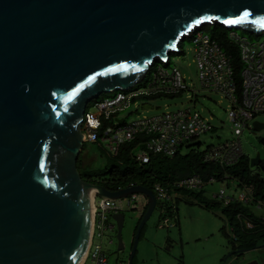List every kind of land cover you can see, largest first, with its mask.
Segmentation results:
<instances>
[{
	"label": "water",
	"instance_id": "95a60500",
	"mask_svg": "<svg viewBox=\"0 0 264 264\" xmlns=\"http://www.w3.org/2000/svg\"><path fill=\"white\" fill-rule=\"evenodd\" d=\"M213 23L259 35L264 0H0V264H80L94 189L148 197L133 264L156 195L82 178L84 113L102 94L142 82L155 63L169 64L193 30ZM263 161L258 153L250 165ZM113 219L121 252L125 215Z\"/></svg>",
	"mask_w": 264,
	"mask_h": 264
},
{
	"label": "built area",
	"instance_id": "2783aa9c",
	"mask_svg": "<svg viewBox=\"0 0 264 264\" xmlns=\"http://www.w3.org/2000/svg\"><path fill=\"white\" fill-rule=\"evenodd\" d=\"M201 28H196L188 36L193 43L200 84L204 89L220 93L230 102L228 117L234 131L232 139L216 146H209L204 153V160L222 166L233 165L244 156L240 140L244 129L253 126V122L257 121L256 116L264 113V40L250 41L235 31L229 32L230 41L237 45L240 51L239 91L232 56ZM154 65V72L145 85L120 90L112 97L100 96L92 101L94 110L90 108L91 102L87 105L82 124L83 144L87 142L104 144L108 152L115 155L122 144L136 142V146L131 150V156L136 161L146 164L150 162L153 154L173 157L179 152L185 153L184 147L188 143L213 128L207 117L191 108L143 116L130 121H126V116L120 115L130 106L136 105L140 97L177 95L187 89L185 77L179 68H168L163 62ZM121 119L123 121H120ZM217 181L213 176L203 178L193 174L172 180L166 185L155 183L152 190L156 195L157 207L160 205L163 207L164 201L171 199V190L201 191ZM135 185L137 183L132 182L127 187L108 189L117 191ZM133 195L125 197L128 198L127 206H130V198ZM214 197L225 205L238 201L255 208L264 207V199L255 198L254 186L251 184L242 185L238 194L227 193L225 189H221ZM125 198L110 199L100 195L96 189L93 190L92 231L83 264H109L103 240L107 232H113L117 227L116 223L109 222V218L124 212ZM257 216L264 223V215ZM173 225L174 223L171 224ZM246 226L250 228L253 225L246 221Z\"/></svg>",
	"mask_w": 264,
	"mask_h": 264
},
{
	"label": "rangeland",
	"instance_id": "374dc122",
	"mask_svg": "<svg viewBox=\"0 0 264 264\" xmlns=\"http://www.w3.org/2000/svg\"><path fill=\"white\" fill-rule=\"evenodd\" d=\"M233 31L250 41L264 40V32L256 35L241 29L233 28ZM181 50L183 52L170 54V62L166 67H177L182 71L187 89L177 95L140 97L136 105L130 106L120 115L126 116V121H130L167 111L188 108L197 110L209 119L213 128L188 143L184 147V152L187 153L191 149L205 151L211 145H219L234 137L232 123L228 117L230 102L220 93L201 86L191 38H186L181 43ZM154 69L155 65L151 66L146 78L135 87L145 85L150 80ZM118 91L120 90L104 93L101 97H112ZM90 108L95 109L92 102ZM255 120L264 122V113L258 114ZM240 140L244 157L249 160L251 170L257 173L264 182V161L256 166L250 165L251 158L258 153L264 159V128L255 130L253 126H250L244 129ZM106 152L108 150L104 144L87 142L84 143L81 160H84L88 168H103L108 161ZM80 168L84 171L81 162ZM101 179L100 177L93 178L95 182ZM237 184L236 181H230L229 185L227 182L217 181L207 185L205 194L214 198L221 189H225L227 193L236 192L238 194L241 192V187ZM127 201L128 198H125L126 209L123 212L125 222L122 233L125 249L121 252L118 250L117 227L113 232H107L103 240L109 264L129 263L135 227L149 204L148 197L143 193H135L130 198V206H127ZM163 204L162 209L156 207L146 223L139 240L134 264H247L260 257V255L258 257L257 249L264 244V236L258 238L255 246L240 248L253 249V251L245 252L239 256L240 258L233 256L225 260L233 247L239 246L240 242L233 241L230 216L228 217L224 212L222 205L207 207L194 194L174 190H171V199L164 201ZM252 209L256 215H264V207H253ZM109 222L116 223L112 217L109 218ZM172 223H174L173 226H171Z\"/></svg>",
	"mask_w": 264,
	"mask_h": 264
},
{
	"label": "trees",
	"instance_id": "16d2710c",
	"mask_svg": "<svg viewBox=\"0 0 264 264\" xmlns=\"http://www.w3.org/2000/svg\"><path fill=\"white\" fill-rule=\"evenodd\" d=\"M201 29L207 31L211 37L232 56L240 91L241 63L239 61L238 46L230 41L228 36L229 32L233 31V28H227L219 23H213L205 25ZM179 49L181 50V44ZM135 146L136 142H128L122 144L119 152L115 155L106 152L108 161L103 168L86 167L84 160H81L80 156L78 160V168L82 178L87 181L95 182L93 178L100 177L102 179L95 183L103 185L109 189L127 187L132 182L153 189L155 183L166 185L172 180L198 174L203 178H210L212 176L216 177L218 181H226L228 185L230 181H236L238 183L237 186L239 187L244 184H251L254 186L255 198H264V182L257 173H254L251 170L248 162L249 160L244 156L236 164L222 166L219 163L205 161L204 153L206 150L199 151L197 149H191L187 153L179 152L173 157L162 154H153L151 155L150 162L144 164L136 161V159L131 156V150ZM80 162L83 164L84 171H81ZM177 191L194 194L199 201L207 207L222 205L224 212L227 213L228 217L230 216L233 241L235 243L240 242L239 246L233 247L234 249L255 246L258 238L264 236V223L260 221V217L253 213L249 205H244L238 201L225 205L217 198L207 196L205 190L194 191L177 189ZM148 205L139 218L134 231L137 230ZM158 207L162 209L161 205ZM170 207L171 206H169V208ZM246 221H250L253 226L250 228L247 227ZM145 227L146 224L142 229L141 235L143 234Z\"/></svg>",
	"mask_w": 264,
	"mask_h": 264
},
{
	"label": "flooded vegetation",
	"instance_id": "af4514ba",
	"mask_svg": "<svg viewBox=\"0 0 264 264\" xmlns=\"http://www.w3.org/2000/svg\"><path fill=\"white\" fill-rule=\"evenodd\" d=\"M82 154V153H81ZM81 156V155H80ZM81 158V157H80ZM135 234H136V231H134V235H133V241H132V244H131V250H132V247H133V242H134V238H135ZM238 249H240V248H233L232 249V251L231 252H233L232 254H231V256H229L228 258H230V257H236V258H240L239 256H241V255H243L245 252H240V253H238V252H235L236 250H238ZM248 249V248H247ZM258 252H259V254H258V257H259V255H260V257L259 258H257L254 262H256V263H254V262H247V264H257V262H259L260 264H264V248H261V247H259L258 249ZM135 258V257H134ZM227 258V259H228ZM261 260V261H260ZM133 262H134V260H133ZM225 264V263H224Z\"/></svg>",
	"mask_w": 264,
	"mask_h": 264
},
{
	"label": "bare ground",
	"instance_id": "6f19581e",
	"mask_svg": "<svg viewBox=\"0 0 264 264\" xmlns=\"http://www.w3.org/2000/svg\"><path fill=\"white\" fill-rule=\"evenodd\" d=\"M93 215V209H92V206H91V216ZM91 231H92V229H91ZM90 243V242H89ZM89 245V244H88ZM87 251H88V249L85 251V253H84V255L82 256V259H81V262H80V264H83V262H84V260H85V257H86V255H87Z\"/></svg>",
	"mask_w": 264,
	"mask_h": 264
}]
</instances>
